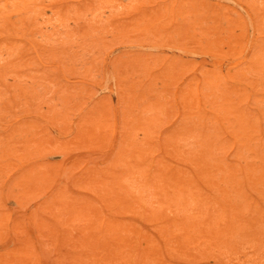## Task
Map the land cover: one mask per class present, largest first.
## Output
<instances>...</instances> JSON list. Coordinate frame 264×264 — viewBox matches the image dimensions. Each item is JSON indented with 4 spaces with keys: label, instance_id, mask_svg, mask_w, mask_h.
Instances as JSON below:
<instances>
[{
    "label": "rangeland",
    "instance_id": "1",
    "mask_svg": "<svg viewBox=\"0 0 264 264\" xmlns=\"http://www.w3.org/2000/svg\"><path fill=\"white\" fill-rule=\"evenodd\" d=\"M0 264H264V0H0Z\"/></svg>",
    "mask_w": 264,
    "mask_h": 264
},
{
    "label": "bare ground",
    "instance_id": "2",
    "mask_svg": "<svg viewBox=\"0 0 264 264\" xmlns=\"http://www.w3.org/2000/svg\"><path fill=\"white\" fill-rule=\"evenodd\" d=\"M80 2H81V1H80ZM212 2H213V1H212ZM216 2H217V1H216ZM237 2H238V1H237ZM238 3H239V2H238ZM226 4H227V3H226ZM177 5H178V4H177ZM232 6H235V5H232ZM242 6H244V5H242ZM239 11H240V10H239ZM174 14H175V13H174ZM247 17H248V16H247ZM95 22H96V21H95ZM248 22L250 23L249 20H248ZM251 24H252V23H251ZM249 25H250V24H249ZM250 29H251V27H250ZM250 33H251V30H250ZM250 33H249V35H250ZM252 35H253V33H252ZM252 35H251V39H252ZM256 35H257V34H256ZM256 35H255V37H256ZM256 38H257V37H256ZM250 43H251V42H250ZM34 48H35V47H34ZM249 48H250V44H249ZM249 48H248V49H249ZM248 49H247V51H248ZM153 53H154V52H153ZM245 54H246V53H245ZM174 56H175V55H174ZM243 56H244V55H243ZM38 57H39V56H38ZM208 57H210V56H208ZM106 58H107V57H106ZM106 58H105V59H106ZM211 58H212V57H211ZM105 59H104V60H105ZM214 59H217V58L214 57ZM218 59H220V58H218ZM229 59H231V58H229ZM237 59H238V58H237ZM239 59H240V58H239ZM225 60H227V59H225ZM234 60H236V59H233V61H234ZM182 61H183V59H182ZM228 62H230V61H228ZM246 62H247V60H246ZM226 63H227V62H226ZM165 64H166V63H165ZM165 64H164V65H165ZM219 64H220V62H219ZM200 65H201V64H200ZM225 65H226V64H225ZM228 65H229V63H228ZM201 66H202V65H201ZM204 67H205V65H204ZM226 67H227V65H226ZM202 68H203V67H202ZM231 68H233V67H231ZM228 69H229V68H228ZM199 70H200V68H199V69L197 68L196 71H195V74L198 73ZM225 70H226V68H225ZM197 71H198V72H197ZM193 73H194V72H193ZM193 73H192V74H193ZM187 74H188V73H187ZM195 74H194V75H191V74H190V77L195 76ZM198 74H200V73H198ZM224 74H225V71H224ZM113 75H114V74H113ZM113 75H111L112 78H115V79H116L115 81L118 82V79H117V76H118V75H117V74H116L115 76H113ZM106 76H107V75H106ZM200 76H202V74H201ZM200 76H199V77H200ZM190 77H188V79H186V81L189 80ZM112 78H110V79L113 80ZM200 78H201V77H200ZM107 79H108V78H107ZM227 79H228V77H227ZM184 80H185V79H184ZM228 80H229V79H228ZM228 80H227V81H228ZM201 81H202V78H201ZM184 83H185V81H184ZM234 83H235V82H234ZM236 83H237V82H236ZM115 84H116V83H115ZM238 84H239V83H238ZM238 84H237V86H238ZM240 84H241V83H240ZM116 85H117V84H116ZM116 85H115V87H116ZM159 85H160V84H159ZM200 85H201V83H200ZM200 85H199V86H200ZM222 85H224V84H222ZM241 85H242V84H241ZM244 85H245V84H244ZM113 86H114V85H113ZM182 86H183V84L181 85V87H180L179 89H181ZM246 86H249V85H246ZM111 87H112V86H110V89H111ZM200 87H201V86H200ZM116 88H117V87H116ZM116 88H115V90H116ZM110 89H109V90H110ZM112 89H113L112 92H114V88H112ZM198 89H199V88H198ZM249 89L251 90V92H253V90H252L250 87H249ZM110 91H111V90H110ZM199 92H200V91H199ZM116 93H118V90H117ZM178 93H179V91L176 92L177 95H179ZM199 94H201V93H199ZM251 94H252V93H251ZM117 96H118V94L116 95V97H117ZM178 97H179V96H178ZM200 97H201V96H200ZM118 98H119V97H118ZM115 99H116V98H115ZM175 99H176V98H175ZM200 99H201V98H200ZM178 101H179V100H178V98H177L176 101H175V103L177 102V106H178V103L180 102V101H179V102H178ZM201 101H202V99H201ZM201 101H200V102H201ZM113 102L116 103V100L113 101ZM116 104H117V103H116ZM114 106H116V105H114ZM180 106H181V104L179 105V108H180ZM115 108H116V110H117V107H115ZM181 108H182V107H181ZM181 108H180V109H181ZM180 109H179V110H180ZM182 111H183V109L180 110V113H181ZM85 112H87V110L84 111V113H85ZM116 112H117V111H116ZM209 112H210V111H209ZM117 113H118V112H117ZM82 114H83V112H82ZM181 115H182V114H181ZM181 115H180V116H181ZM180 116H179V118H180ZM208 117H209V116H208ZM77 120H78V116H77ZM117 120H118V119H116V121H117ZM177 120H178V118H177ZM177 120L175 121V123L177 122ZM179 120H180V119H179ZM219 120H220V119H219ZM75 121H76V120H75ZM75 121H74V122H75ZM14 122L17 123L16 121H14ZM74 122H73V124L76 125V123H74ZM15 123H13V126H14ZM115 123H116V122H115ZM74 125H73V126H74ZM116 126H117V125H116ZM173 126H174V125H173ZM173 126H172V127H173ZM10 127H11V126H10ZM74 127H75V126H74ZM74 127H73V129L76 128V127H75V128H74ZM166 129H168V128H166ZM75 130H76V129H75ZM119 131H120V130H119ZM164 131H165V130H164ZM5 132H6V131H5ZM73 132H75V134H76V131H73ZM116 132H117V131H116ZM162 132H163V131H162ZM55 134H56V133H55ZM57 134H58V133H57ZM64 134H65V133H63V135H64ZM116 134H117V133H116ZM116 134H115V135H116ZM162 134H163V133H162ZM66 135H67V136H70V133H69V134H66ZM115 135H114V136H115ZM67 136H64V137L62 136V137H60V138H64V139H65ZM72 136H73V135H72ZM72 136H70V137H72ZM67 138H68V137H67ZM160 138L162 139L161 136H160ZM113 139H114V137H113ZM161 139H160V140H161ZM114 140H115V139H114ZM114 140H113V142L115 143ZM161 141H162V140H161ZM114 143H112V144L114 145ZM161 143H162V142H161ZM16 144H17V143H16ZM113 145H112V148H113ZM162 147H163V146H162ZM109 149H110V148H109ZM162 149H163V148H162ZM114 150H115V149H114ZM114 150L112 149V151H114ZM112 151H111V152H112ZM101 152H102V151H101ZM109 152H110V151H109ZM109 152H108V151H105V153H104V152H103V153L106 155V154L109 153ZM115 152H116V151H115ZM115 152H112V153L116 154ZM112 153H110L109 155L107 154L106 157H107L108 159H109V158L111 159V157H108V156H112V159H113V155H114V154H112ZM162 153H163V151H162ZM155 157H156V156H155ZM108 159H106V160L108 161ZM110 159H109V160H110ZM105 163H106V162H105ZM105 163H104V164H105ZM243 163H244V162H243ZM29 164H30V163H29ZM29 164H28V165H29ZM100 164H101V163H100ZM28 165H27V167H29ZM181 165H182V164H181ZM96 166H98V163L96 164ZM184 166H185V165H184ZM23 167H24V166H23ZM85 167H87V166H85ZM98 168H99V167H98ZM82 170H83V169H82ZM18 172H19V171H18ZM258 176H259V175H258ZM209 191H210V190H209ZM54 192H55V191H54ZM54 192H51V193H54ZM51 193H50V194H51ZM4 195H5V194H4ZM51 195H52V194H51ZM89 195H91V194H89ZM93 195H94V194H93ZM49 197H50V195H49ZM91 197H93V196H91ZM94 197H95V195H94ZM94 197H93V198H94ZM95 198H96V200L98 201V198H97V197H95ZM98 202H100V201H98ZM100 203H101V205H103L102 202H100ZM102 207H103V209L105 208L104 205H103ZM105 209H106V208H105ZM105 209H104V210H105ZM106 210H107V209H106ZM106 212H107V214H108L109 211H108V210L105 211L104 214H106ZM107 214H106V215H107ZM108 215H110V214H108ZM110 216H111V215H110ZM111 217H112V216H111ZM114 217H115V216H114ZM127 218H128V217H127ZM122 219H123V218H122ZM129 219H131V218H129ZM134 219H136V220L138 221L137 218H134ZM127 220H128V219H127ZM141 220H143V218H142ZM141 220H140V221H141ZM140 221H139V222H140ZM56 223H57V222H55V224H56ZM140 223H141V222H140ZM143 223H144V222H143ZM141 224H142V223H141ZM145 224H146V223H145ZM142 225H143V224H142ZM146 225H147V224H146ZM33 226H34V225H33ZM10 227H11V225H10ZM34 227H35V226H34ZM144 227H145V225H144ZM149 227H150V226H149ZM149 227H148L147 229H150ZM64 228H65V227H64ZM59 229H60V228H59ZM60 230H61V229H60ZM151 231H152V230H151ZM156 234H157V233H156ZM141 235H142V234H141ZM59 239H60V238H59ZM33 240H34V238H33ZM160 240H162V239H160ZM161 242H162V241H161ZM18 244H19V243H18ZM161 244L163 245V243H161ZM163 246H164V245H163ZM12 247H13V246H12ZM7 249H11V248H7ZM7 249H6V250H7ZM163 249H164V248H163ZM2 251H4V250H2ZM166 254H167V253H166Z\"/></svg>",
    "mask_w": 264,
    "mask_h": 264
}]
</instances>
